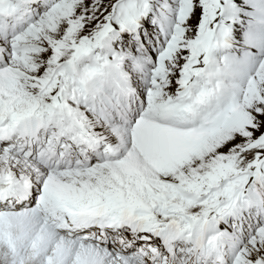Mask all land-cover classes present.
Wrapping results in <instances>:
<instances>
[{"label": "snow or ice", "instance_id": "obj_1", "mask_svg": "<svg viewBox=\"0 0 264 264\" xmlns=\"http://www.w3.org/2000/svg\"><path fill=\"white\" fill-rule=\"evenodd\" d=\"M0 264H264V0H0Z\"/></svg>", "mask_w": 264, "mask_h": 264}]
</instances>
